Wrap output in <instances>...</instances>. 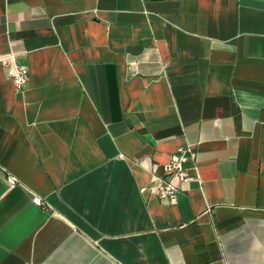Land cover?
Here are the masks:
<instances>
[{"label":"crops","instance_id":"obj_1","mask_svg":"<svg viewBox=\"0 0 264 264\" xmlns=\"http://www.w3.org/2000/svg\"><path fill=\"white\" fill-rule=\"evenodd\" d=\"M12 56L0 264H264V0H0Z\"/></svg>","mask_w":264,"mask_h":264},{"label":"built area","instance_id":"obj_2","mask_svg":"<svg viewBox=\"0 0 264 264\" xmlns=\"http://www.w3.org/2000/svg\"><path fill=\"white\" fill-rule=\"evenodd\" d=\"M2 65H8L9 71L8 76L12 82L18 87L21 88L26 85L28 80L29 70L25 66H19L13 62L12 57H5L0 60ZM187 158L185 157L184 151L181 149L178 154L173 155L171 159L162 164V177L161 181L158 184L156 195L160 198L173 197L177 192V188L172 184L174 178H176L180 183L186 184L189 181V175L186 172L184 164L186 163ZM9 184L15 183V178L7 176L6 178ZM32 203L36 205L41 204V198L35 196L32 199Z\"/></svg>","mask_w":264,"mask_h":264}]
</instances>
